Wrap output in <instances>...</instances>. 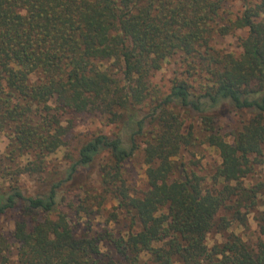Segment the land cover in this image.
<instances>
[{"label":"trees","instance_id":"obj_1","mask_svg":"<svg viewBox=\"0 0 264 264\" xmlns=\"http://www.w3.org/2000/svg\"><path fill=\"white\" fill-rule=\"evenodd\" d=\"M227 1L0 0V217L14 216L0 264H264V179H250L264 148V0L235 13ZM236 30L239 53L214 47ZM175 56L183 69L163 91L151 76ZM78 114L111 132L72 145ZM197 144L219 156L203 175L177 163ZM138 156L142 190L125 176ZM110 200L123 233L92 228Z\"/></svg>","mask_w":264,"mask_h":264},{"label":"rangeland","instance_id":"obj_2","mask_svg":"<svg viewBox=\"0 0 264 264\" xmlns=\"http://www.w3.org/2000/svg\"><path fill=\"white\" fill-rule=\"evenodd\" d=\"M225 7L229 12H237L242 8L241 0H228L225 4ZM243 30H236L232 33L226 35H216L213 40L214 47L220 49L221 51L239 53L240 45L239 39L244 35ZM183 67L181 66L178 57L170 58L166 61L162 67L155 71L151 76L152 83L156 84L163 91H167L170 80L181 72ZM236 117L232 115H228V117H224L221 121V125L223 127V132H228L236 123ZM77 134L73 135L72 145H75L76 142L83 138V135L92 131H99L103 133L111 132V125H106L101 119L97 116H93L91 114H78L75 122V127L73 129ZM8 139L7 134L4 132H0V156L5 154L7 147ZM65 150L59 149L55 153L51 154L47 157L49 159V168L51 169L57 163H62L65 159ZM20 160L25 162V156ZM16 162H19L16 159L10 166V169L16 168ZM177 163H183L184 167L187 169H192L199 174H206L210 172L211 169L215 165L219 163L218 152L215 148L208 146L207 144H197L195 146H189L188 148L182 150L180 155L177 157ZM126 171L125 176L127 178L128 183L135 190L145 189V177H144V166L139 159V156L130 160L129 163L125 164ZM91 178L97 176L96 169L92 171ZM9 177V175H7ZM252 181L258 179H264V148H263V156L262 163L256 168L255 173L250 178ZM21 184L30 189L34 184L33 177L23 175L20 177ZM33 187V186H32ZM115 205V201L110 200L104 206H102L101 212L98 215L90 216L92 228L97 230H108L113 234L123 233L126 229V225L123 221H115L112 219L110 212L113 210V206ZM71 215V214H70ZM72 219L76 220L78 216H71ZM85 219L80 218L79 222H83ZM14 216L5 215L0 217V230L2 232L8 233L13 228ZM251 229H255V223L250 220ZM237 232H240L237 230ZM222 237L218 233H210L208 235V244L211 245L214 242L221 241Z\"/></svg>","mask_w":264,"mask_h":264}]
</instances>
